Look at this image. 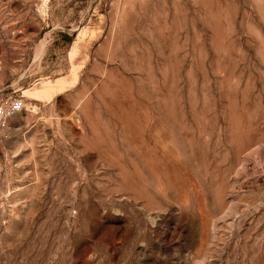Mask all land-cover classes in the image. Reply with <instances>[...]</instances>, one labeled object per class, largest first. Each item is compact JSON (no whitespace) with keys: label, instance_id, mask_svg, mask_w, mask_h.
Here are the masks:
<instances>
[{"label":"rangeland","instance_id":"374dc122","mask_svg":"<svg viewBox=\"0 0 264 264\" xmlns=\"http://www.w3.org/2000/svg\"><path fill=\"white\" fill-rule=\"evenodd\" d=\"M0 264H264V0H0Z\"/></svg>","mask_w":264,"mask_h":264},{"label":"built area","instance_id":"2783aa9c","mask_svg":"<svg viewBox=\"0 0 264 264\" xmlns=\"http://www.w3.org/2000/svg\"><path fill=\"white\" fill-rule=\"evenodd\" d=\"M23 110V100L21 98H8L0 103V140L8 126L9 120Z\"/></svg>","mask_w":264,"mask_h":264}]
</instances>
